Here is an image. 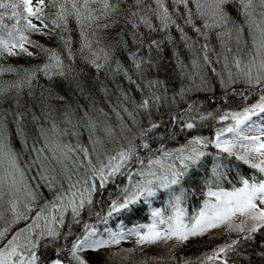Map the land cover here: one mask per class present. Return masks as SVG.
<instances>
[{
    "label": "snow or ice",
    "instance_id": "1",
    "mask_svg": "<svg viewBox=\"0 0 264 264\" xmlns=\"http://www.w3.org/2000/svg\"><path fill=\"white\" fill-rule=\"evenodd\" d=\"M233 3L239 4L243 24H237L228 11ZM171 5L170 11L168 0H48L47 4L45 0H38L34 8L32 0H22L21 12L18 11L20 4L0 0V10H11L10 14L0 11V57L33 56L26 44L34 45L45 56L42 65L31 69L0 65V76L15 73L18 77L0 82V101L14 93V102L20 107L24 90L27 88L28 94H32L37 73H43L51 80L54 76L68 79L73 71L72 65L64 63L57 49L46 48L30 39L32 33L46 34L43 31L49 27L45 22L49 15L46 8L54 10L50 13L54 17L51 24L54 32L61 30L57 39L68 60L74 61V53L71 37L66 38L64 33L68 32L69 22L74 21L81 36L79 52L97 71L105 68L112 59L107 49L97 47L94 50L93 46H99L103 39L99 33L114 31L115 42L122 48L128 47L125 35L131 36L136 50L130 52V59L137 80L128 75V70L119 61L114 71L123 72L143 94L139 103L134 102L133 111L121 106L127 120L113 109L119 128L105 124L103 139L95 135L99 124L90 112L80 107L74 110L63 96L51 97L64 105L62 111L51 105L42 109L44 124L33 114L37 136L31 145L30 151L34 155L28 167L36 166L45 186L54 193L52 200L45 201L34 216L29 214L34 210L38 193L27 182L25 167L11 146L7 123L4 114L0 113V264H40L37 252L42 242H46L44 247L52 248L54 253L48 264H65V261L68 264H90L84 256L86 251H103L118 246L129 237H135L137 245L167 244L175 240L174 249L189 238L203 236L220 227L228 233H236V238L203 253L196 264H230L234 258L247 255L246 246L254 244L256 237L264 232V0H171ZM5 17L14 21L11 27L3 22ZM33 19L41 27L33 23ZM177 19L183 24L177 23ZM185 27H190L205 40L199 45L204 65L213 63L207 41L210 34L215 33L222 49L215 62L223 61V71L212 70L225 88L224 100L231 94L239 95L245 102L239 109L202 112L200 105L193 102L186 108L172 110L171 106L178 99L183 101L188 92L208 90L204 77H200L199 85L181 88L171 97L164 81L147 79L148 72L159 67L153 62V49L160 52L165 40L174 42L172 28L180 33L186 47L195 48L198 41L188 36ZM141 28L147 30V35ZM245 29L248 39H244ZM157 32L165 33L164 39H152L151 34ZM233 41L235 53L229 46ZM242 44L248 49L246 53ZM142 49L147 50V56L140 55ZM85 50L88 55H84ZM200 58L197 56L192 60V67L197 70L193 79L199 75ZM179 66L183 67L182 63ZM237 85H243V88L238 89ZM76 88L83 93L84 88L78 81ZM103 91L107 93V89ZM253 95L257 97L256 102L247 103ZM123 96L128 99L126 93ZM165 105L169 106V111L164 113L166 119H153L154 112L160 113ZM99 111L107 115L103 109ZM57 112H60L59 116ZM78 112L82 114L77 118ZM25 115L17 112L14 119L17 135L24 138L27 147L28 140L22 127ZM139 115L147 117L146 124L137 120ZM207 120L226 123L216 129L214 137L195 135L178 147H167L179 133L195 130ZM81 125L90 132V148L78 141L76 145L64 142L69 130ZM71 134L79 135L76 131ZM113 141L115 146L108 148L107 144ZM210 147L216 150L214 155L208 151ZM233 158L262 175H241L238 177L240 186L233 185L231 190H226L222 185L231 183L229 165ZM117 177H126L127 183L123 187L117 185L119 194L115 198L109 193L106 211L102 208L92 212L94 197L102 195ZM197 177L205 199L202 206L188 216L184 205L195 196L197 189L187 181H195ZM158 201H164L165 206L155 207ZM166 209L170 210L168 214ZM85 210L95 216L96 223H83L81 233L75 235L71 228L82 223ZM142 211L149 212L151 223L131 227L122 225L115 231L107 227L109 220L130 218ZM6 213H10L11 219H5ZM21 220L30 222L8 238L13 225ZM100 225L105 226L103 232ZM66 226L69 231H64ZM72 235L75 239L69 247L67 240ZM258 247L261 251L256 254L264 256V241ZM117 255L119 253H110L113 258ZM98 264H106V259ZM184 264L192 262L185 260Z\"/></svg>",
    "mask_w": 264,
    "mask_h": 264
},
{
    "label": "trees",
    "instance_id": "2",
    "mask_svg": "<svg viewBox=\"0 0 264 264\" xmlns=\"http://www.w3.org/2000/svg\"><path fill=\"white\" fill-rule=\"evenodd\" d=\"M4 2L20 4L21 7L18 9V11H23L22 0H4ZM168 6L171 11V0H168ZM0 11H5L10 14L11 10L8 9ZM180 11L181 13H183L184 11L182 6ZM228 11L230 12L232 19L237 24H243L244 21L243 17L239 13L238 3L229 5ZM45 12L46 14H49L48 20L45 22L49 24V27L47 29L49 30L50 35L47 36L45 34L32 33L30 34V39L37 41L39 44L43 45L46 48L57 49L64 59V63L72 65L73 71L69 74L68 79L54 76L51 80L43 75V73H37L36 78L33 81L31 90L32 94H28L29 90L27 88L24 90L20 102V107H17L14 102V93L12 94V96L0 101V113L4 114L7 123V129L10 133L11 146L18 153L22 167H25L27 182L31 185L32 189L38 193L37 203L35 205L36 211L39 210V208L44 204L45 201L52 200L54 193L52 191H49V189L45 186L44 181L40 178L37 167L34 165L28 167L34 155L30 151L31 145L37 136V126L32 121L33 114H35L37 117H40V123L44 124L42 109H44L46 105H51L53 108L62 111L64 105L51 97H54L55 95L63 96L65 97L66 102L72 105V108L74 110L80 107L82 109H87L90 112V114L98 121L99 124V128L97 129L95 135L103 139L104 134L102 129L105 124H110L117 129L119 128V122L113 109L119 111L121 115L124 116L125 120H127V115L122 111L121 106L128 108L129 111H133L134 102L139 103L143 95L134 84H131L125 78L123 72L116 73L114 71L116 69V62L119 61V63L128 70V75L132 76L133 80H137V75L132 69V62L130 59V52L136 50V46L131 42V36L125 35L124 39L128 41V47L122 48L115 42L114 31L107 30L105 32L99 33V37H103V39L101 40L99 46H93L94 50L97 47H103L109 51L112 59L105 68L97 71L94 66H92L82 58L79 52V49L81 47V36L75 22L70 21L68 25V32L64 33L66 38L70 35L71 48L74 53V61H69L62 43L59 39H57V34L61 30L57 29L55 32L53 31L51 20L54 17L50 13L54 12V10L46 8ZM3 22L9 25V27H11V25L14 23V21L8 19L7 17H5ZM177 23L183 24V21L177 19ZM22 25L23 21H21V26ZM197 25L199 26V21H197ZM118 30L119 29H117V31ZM141 31L145 32V34L147 35L146 29L141 28ZM185 32L189 37L192 38L193 41H198L195 48L193 50H190L188 47H186L184 42H182L180 39V33L177 32L175 28H172L171 35L174 38V42L168 43L167 40H165L163 45L161 46L162 50L160 52H157L155 49H153L151 56L153 58V62L158 63L159 67L153 68L150 72H148L147 79L157 78L164 81L166 87L168 88V96L171 97L178 93L181 88H194L195 85H199L201 83L200 77H204L205 81L207 82L208 90H193L191 92H188L183 101H180L178 99L176 104L171 106L172 110H176L177 107L186 108L188 104L193 102H196V104L200 105V110L202 112L215 111L217 109H239L245 103L239 95L229 94L227 100L223 99L225 88L221 86L220 79L216 75V72L223 71V61L221 60L220 63L215 62L218 54L222 53V49L219 40L215 36V33L210 34L209 40L207 41V43L209 44V48L211 49V51L209 52V58L213 61V63L211 65H204L199 45L205 43V40L202 37H198L190 27H185ZM165 35V33L161 32L152 33L151 38L162 40L164 39ZM244 39H248L247 29H245ZM31 46H33L37 50L38 54L36 56L27 57L29 58L28 61L23 62L20 60H15L14 57L4 56L0 57V65H3L4 67L12 65L21 69H31L35 66L42 65L45 62L44 54L41 53L40 50L34 45ZM229 46L233 47L235 53V41H233ZM241 47L243 48V52L246 53L248 51L247 48L243 47V44L241 45ZM84 55H88L87 50H85ZM140 55L147 56V50L142 49ZM197 56L201 57V67L198 70L199 75L195 76V79H193V74L197 70L193 69L192 60ZM101 63H103V60H101ZM181 63L183 67L179 66ZM213 68L216 69V72H213ZM22 74L23 73H21V75ZM73 77H75V79H73ZM15 79H18L15 73H5L3 74V76H0V82L12 81ZM77 81L84 88L83 93H81L80 90L76 88ZM137 82L142 83V81L139 80ZM236 87L238 89L243 88V86L240 85H237ZM103 89H107V93H105ZM230 91L231 90L229 89V92ZM123 93L127 94V100L124 99ZM45 97H48V99H44ZM256 99L257 97L255 95L250 96L247 103H255ZM100 109H103V112L107 115H102L99 111ZM167 111H169V106L165 105L161 109L160 113L154 112L153 119H158L161 117L166 119V117H164V113ZM17 112L26 113L22 122V127L24 128V132L27 136V147H25L23 143L24 138L20 135H17V124L14 119L15 113ZM81 114L82 112H78L77 118ZM56 115L59 116L60 112H57ZM137 120L142 124L147 123V117L143 115L137 116ZM224 123L226 122H218L213 120L204 121L195 130L186 133H179L174 140L168 142L167 147H178L179 145L184 144L187 138L195 135L214 137L216 129L218 127H223ZM44 126L46 127L47 125ZM61 127H64V125H61ZM69 131L70 134L64 138L65 143L76 145L78 141L80 145L84 147H91L89 141L90 132L86 127L81 125L79 128L75 130L70 129ZM72 131L78 132L79 135H72ZM133 131H137V129H133ZM127 135L129 138L131 137L130 133ZM114 146L115 141H113V143L107 144L108 148ZM153 147H156V145L154 144ZM208 151L213 153L214 155L216 150L214 149V147H210ZM229 167L231 169V175L229 177L231 183H223L222 185L226 190H231L233 185L237 187L240 186L238 183L239 176L242 175L244 177H251L254 173H256V170L250 168L248 165L236 161L234 158L231 160ZM126 183V177H117L114 186H111V184H109L102 195L98 194L94 197V200L96 202L93 205L92 212L101 211L102 208L106 211L104 203H107L109 199V193H112V198H115V196L119 194L117 185L123 187V185ZM187 184L197 189L195 196L188 199L184 205V207L187 209L188 216H191L193 215L194 211L198 210L202 206V201L205 197L200 191L199 177H197L195 181H187ZM164 206V201H158L155 204V207ZM168 211L170 210L166 209V214H168ZM93 216L94 215H92V213L87 210L82 213V218L85 221L90 220ZM68 220L70 221V216L68 217ZM150 222L151 219L149 212L142 211L130 218L120 217L119 219L109 220L107 227H116L118 225L125 226L127 225V223H129L127 227H131V225L134 224H148ZM99 227L101 232H103V228L105 226L100 225ZM82 228V223L80 225H73L71 228V232L75 235H79L82 231ZM64 231H69L67 226L65 227ZM75 235L69 236L67 240V244L69 247L71 246L72 241L75 239ZM235 238L236 237H232L231 239ZM262 241H264V232L260 233L256 237V242L254 244L246 246L247 255H245L241 259L234 258L232 261H230V264H249V260L250 264H264V256L256 254L261 251L258 245ZM45 243L46 242L41 243V246L37 252V255H39L41 258L40 264H48V261L54 256L52 248L44 247ZM208 252H211V250ZM193 264H196V261Z\"/></svg>",
    "mask_w": 264,
    "mask_h": 264
},
{
    "label": "rangeland",
    "instance_id": "3",
    "mask_svg": "<svg viewBox=\"0 0 264 264\" xmlns=\"http://www.w3.org/2000/svg\"><path fill=\"white\" fill-rule=\"evenodd\" d=\"M47 1L48 0H45V4H47ZM37 3L38 0H32V6L34 8L37 6ZM33 23H36L38 27H41L40 23L37 20L33 19ZM43 31L44 33H46L45 35H50L47 28L43 29ZM25 47H27L29 51L34 53L33 56H36L38 54L37 50L33 46L26 44ZM27 57L29 56L20 55L14 57V59L26 62L29 59ZM255 174H257L258 177L262 175L258 172H256ZM111 186H114V184H111ZM7 199L8 197H5V200ZM106 205L107 203L105 202V208ZM5 207H7V204H5ZM35 211L36 208L34 207V210L29 215L34 216ZM5 219H11L10 213H6ZM29 222L30 220H21L18 224L13 225L11 231L9 232L8 238H11V235L13 233H15L19 228H23L25 224ZM85 222L92 224L96 223L95 216L86 221L83 219L82 225ZM129 223H127V225L125 226H128ZM121 226L122 225H118L112 230H119ZM236 235V233L226 232L223 227L211 229L203 236L189 238L187 242L181 245H177L174 249L173 245L176 243L175 240L169 241L167 244L159 243L154 245H137L136 238L129 237L122 240L118 246H111L110 248L99 252L86 251L84 253V256L90 262V264H98V262H101L105 259L106 264H184L185 260H189L193 264L203 253L212 250L217 245L226 243L232 237H236ZM129 249H132V251H128ZM110 253H119V255L113 258L110 256ZM173 256L175 257V259L172 258Z\"/></svg>",
    "mask_w": 264,
    "mask_h": 264
}]
</instances>
